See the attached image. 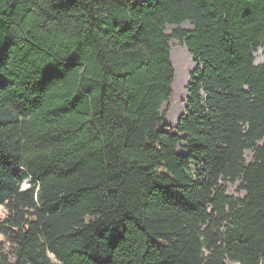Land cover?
<instances>
[{"label": "trees", "instance_id": "trees-1", "mask_svg": "<svg viewBox=\"0 0 264 264\" xmlns=\"http://www.w3.org/2000/svg\"><path fill=\"white\" fill-rule=\"evenodd\" d=\"M259 48L264 0H0V264H264Z\"/></svg>", "mask_w": 264, "mask_h": 264}, {"label": "rangeland", "instance_id": "rangeland-1", "mask_svg": "<svg viewBox=\"0 0 264 264\" xmlns=\"http://www.w3.org/2000/svg\"><path fill=\"white\" fill-rule=\"evenodd\" d=\"M134 1H141V0H134ZM183 29H189V24L184 23L181 26ZM173 28L167 26L166 30L169 33ZM170 53L173 51L176 57V70H173L174 77L178 76L181 78V85L175 88V83L173 82V99H172V106L167 113V122L169 126H174L176 123L177 118L184 112L185 109V99L187 97V85H188V77L189 74L194 70L195 64L193 58L187 53L185 47L180 44L176 40H171L169 42ZM186 51V54L183 52ZM254 57V64L261 65L264 62V48H259L256 52L253 53ZM171 59V57H170ZM171 62V60H170ZM172 64V63H171ZM174 69V65H172ZM250 155H246V160L248 161ZM28 188V183L26 181L23 182L21 185V189L25 190ZM234 186H228V191L230 194L236 196ZM3 216V210L0 208V217ZM0 243L5 251H8L7 242L0 236Z\"/></svg>", "mask_w": 264, "mask_h": 264}, {"label": "bare ground", "instance_id": "bare-ground-1", "mask_svg": "<svg viewBox=\"0 0 264 264\" xmlns=\"http://www.w3.org/2000/svg\"><path fill=\"white\" fill-rule=\"evenodd\" d=\"M183 52L186 54V51L183 50ZM170 57H171V63L172 65H174V70L177 71L176 66H175V62H176V57L175 54L173 53V51L170 53ZM174 83H175V88H177L178 86H182L181 85V78H178V76H175L174 78Z\"/></svg>", "mask_w": 264, "mask_h": 264}, {"label": "water", "instance_id": "water-1", "mask_svg": "<svg viewBox=\"0 0 264 264\" xmlns=\"http://www.w3.org/2000/svg\"><path fill=\"white\" fill-rule=\"evenodd\" d=\"M167 124H168V122H167Z\"/></svg>", "mask_w": 264, "mask_h": 264}]
</instances>
